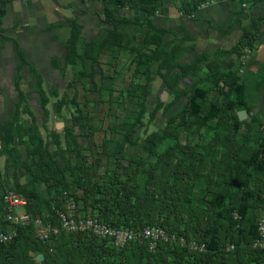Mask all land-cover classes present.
<instances>
[{
	"label": "rangeland",
	"instance_id": "374dc122",
	"mask_svg": "<svg viewBox=\"0 0 264 264\" xmlns=\"http://www.w3.org/2000/svg\"><path fill=\"white\" fill-rule=\"evenodd\" d=\"M128 2L8 0L5 3L0 24V196L6 189L18 193V186L25 191L34 188L38 200L29 208L47 212L52 199L59 200L60 195L64 200L71 198L66 191L72 189L69 184L66 187L56 184L54 172L49 179L41 175V167L50 163L49 159L43 161L45 154H54L69 181L75 173L73 168L82 161L93 164L99 172L120 171L115 158L121 156L123 165L139 164L145 172L151 170L153 180L148 186L158 190L193 172L186 199L180 203L184 220L175 222L184 233L191 223H187V214L190 221H195L194 216L199 214L200 225L209 219L212 207L208 201L218 190L232 192L231 200L237 198L234 178L223 183L221 174L210 165L215 161L217 166L222 163L219 166L224 167L225 157H232L231 146L238 147V160L264 143V63L256 67L253 63L256 40L246 62L241 64L232 53L216 52L220 45L236 43L237 35L230 38L231 44L222 43L231 30L236 34L240 28H246L238 17L229 23L215 21L208 25L195 20L201 10L225 4L237 5L235 13L256 7L257 15L264 18V0H163L148 14ZM106 10L123 18L116 29L108 22ZM258 16L251 20L252 29L258 26ZM73 20L79 25L77 48L83 52L74 67L65 63ZM149 22L165 29L156 45L151 43L147 31ZM187 35L189 39H180ZM87 43L92 46L85 48ZM18 47L25 63L19 58ZM152 53L156 60L150 65L148 56ZM201 55L204 59L196 65ZM30 66L39 75V81ZM228 72L243 87L244 104L234 112L225 109L227 97L234 93L218 91ZM194 86L206 91L199 100L204 107L216 104L226 111L223 120L213 118L207 124L197 125L185 112ZM240 111L241 125L235 130L232 121ZM8 124L11 129L4 130ZM198 152L204 154L205 160H197L191 170L188 157L197 156ZM247 171L242 172L241 180H247L251 186L261 174L254 173L253 168ZM46 174L50 176V169ZM257 209L259 219L264 216V205ZM232 216L238 220L234 212ZM3 226L0 221V229ZM241 228L246 230L247 223L233 225L236 241L224 244L219 264H236L240 260L254 264V259L242 256ZM169 230L167 233H173ZM173 234L176 236L177 231ZM180 238L184 240L182 245L176 238L157 241L168 243L170 260L175 257L174 251L185 249L183 257L195 251L191 242L196 240L191 235ZM55 240L47 244L53 247L51 254H57ZM14 248V261L19 264H29L28 260L48 264L43 258L37 260L34 250L22 240Z\"/></svg>",
	"mask_w": 264,
	"mask_h": 264
},
{
	"label": "trees",
	"instance_id": "16d2710c",
	"mask_svg": "<svg viewBox=\"0 0 264 264\" xmlns=\"http://www.w3.org/2000/svg\"><path fill=\"white\" fill-rule=\"evenodd\" d=\"M104 1H115L120 4L130 1L148 14L152 12L151 9L154 6L159 5L163 0ZM6 2L8 0H0V24L5 13ZM106 13L108 22L113 26L112 29L120 26L123 18L119 14H113L109 10H106ZM71 25L70 36L66 42L65 63L67 65H73L74 67L76 61L83 57V52H79L77 48L79 42V25L74 20ZM258 30L259 27L256 25H254L252 30L246 28L241 29L240 36L231 48H220L216 52L219 55L232 53L236 55L237 61L240 62L243 49L248 48L251 50ZM147 31L151 35V43L156 45L159 42L161 34L165 32V29L154 26L149 22ZM189 38L190 36L188 35L180 37L182 41ZM91 46V43L85 44V48H90ZM17 51L20 60L25 63L26 59L22 50L18 47ZM203 59V55L199 56L195 64L197 65L202 62ZM154 60H156L155 53L149 54L148 63L152 65ZM30 69L36 74V78L39 81L40 78L35 69L32 66H30ZM222 79L223 85L218 86V91H224L225 89V93L228 91L234 93V96L227 97L225 103V109L234 112L237 106L244 104L242 97L243 87L236 83L234 76H231L229 72ZM205 94V89L194 86L185 106V112L195 119L194 121L197 125L207 124L213 118L223 120L224 113L226 112L221 110L216 104H210L204 107L199 100H202ZM16 112L18 114L17 110ZM240 125L241 122L234 115L232 121L233 129H239ZM10 126L11 124H8V128L4 130L11 129ZM237 149V146H231L232 157H225L224 167L221 168L219 166L222 163H218L217 166L215 161L210 165V168L215 167V171L221 174L223 183L227 179L234 178L237 198L231 200L232 192L226 194L223 190H218L208 201L212 207V213L208 214L209 219L200 225L201 218L199 214L194 216L195 221H190V215L187 214V223H191H189L188 228L184 229V233L179 230L178 223L175 222L184 220L185 216L182 214L180 203L186 199V193L190 185L189 182L193 178V172L186 173L185 177L173 179L172 182L166 183L163 189L158 190L148 186L153 180L151 170L145 172L142 167H139V164L135 167L132 165L129 166V164L123 165L120 161L121 156H118L115 158V161L117 162L116 167L121 168L120 171L114 170L110 173L99 172L93 164L82 161L78 163L77 167L73 168L75 173L69 181L64 177L58 162L55 160L54 154H45L43 161L45 162L46 159H49L50 163L41 167V175L49 179L52 176V172H54L55 176L53 177V181L56 184H60L62 187H66L67 184L70 185L72 191H64L71 195L74 201L75 215L94 217L114 228L136 230L146 226H156L162 228L169 237L173 236V239L176 238L179 242L180 239H183L180 238L181 235H191L196 241H202L205 244V249L203 248L201 251L195 250L188 257H183L181 253L184 255L185 249H180L182 252L177 251L175 253L174 251L175 257L170 260L168 253H171V248L165 242H158L153 250L149 249L148 243L144 239L129 242L122 247H115L110 239L99 238L87 231H60L58 235L50 239V241L56 239L55 243L57 246V254H51L53 247L47 246L50 241L48 243L41 242L36 236L34 225L29 224L27 226L17 227V234L11 242L0 244V264H19L17 260L14 261L16 259L14 246L21 240L24 241V244L28 248L34 250L36 256L42 254V261L48 264H219V259L224 254V244L236 241L232 233V227L236 222L238 226L244 222L247 223L246 230L241 228V232L244 234L242 239L243 245L241 247L243 250L242 256L246 260L254 259V264H264V247H252L253 241L258 237L257 222L261 218L259 217L258 219L257 217V208L264 205V143L256 148V150H253L248 157H240L238 160L236 158ZM203 155L201 152H198L197 156H193L192 158L188 157V160L191 161V170L196 167L197 160H202V158L205 160ZM209 161L210 163L212 162L210 157ZM248 168H253L254 173L261 174L256 177L251 186L248 185L247 180H241L242 172H249L247 171ZM47 169L51 171L50 176L46 174ZM35 177L34 175L33 178ZM49 181L52 182L51 180ZM18 189L20 192L18 193L27 201L25 206L27 213L32 217L40 216L44 222L57 223L55 209H64L66 203L64 198H61L62 195H60L59 200L52 199L53 201L50 203L47 212L42 208L31 210L29 205L33 201L38 200L36 191L34 188L25 191L21 186H18ZM75 192H78V194ZM226 195L228 196L226 197ZM180 197L183 198L181 199ZM1 202L0 221L4 222L5 226L0 230H7L9 229V225L4 219L5 209ZM233 212L238 216V220L233 218ZM168 230L173 233L177 231V235L175 236V234L170 232L167 233ZM180 244L182 245L181 242ZM196 244L198 243L196 242ZM49 248L52 250L50 251ZM28 262L29 264H36L34 260H28ZM240 262L244 264L241 260L236 264H240ZM220 264L230 263L221 262Z\"/></svg>",
	"mask_w": 264,
	"mask_h": 264
},
{
	"label": "built area",
	"instance_id": "2783aa9c",
	"mask_svg": "<svg viewBox=\"0 0 264 264\" xmlns=\"http://www.w3.org/2000/svg\"><path fill=\"white\" fill-rule=\"evenodd\" d=\"M250 49L244 48L243 54L240 57V63H245V58ZM242 71V70H241ZM2 204L5 209L4 219L9 225V229L0 230V244H7L13 240L16 236V228L19 226H27L33 224L35 227V233L41 242L48 243L53 236L59 234L60 231L67 232H90L91 234L99 238H107L112 241L115 247H122L125 244L144 239L148 243L149 249L155 247L158 240L173 239L169 237L162 228L156 226H146L140 230L126 229V228H114L102 223L94 217L77 216L74 214L75 204L72 198L65 200L64 209H55L57 223L44 222L40 216L32 217L25 211L27 204L26 199L19 193L6 189L1 197ZM21 207V211H15L16 208ZM258 237L253 241V247H264V216L257 222ZM183 242V239H180ZM194 250L201 251L203 244H196L191 242ZM51 251L52 249L49 248Z\"/></svg>",
	"mask_w": 264,
	"mask_h": 264
},
{
	"label": "crops",
	"instance_id": "0c3cea01",
	"mask_svg": "<svg viewBox=\"0 0 264 264\" xmlns=\"http://www.w3.org/2000/svg\"><path fill=\"white\" fill-rule=\"evenodd\" d=\"M237 10H238L237 5H235V4H230V5L225 4V5L219 6L217 8H208L206 11L201 10L200 13L198 14V18H196L195 21L200 22V20H203L204 21L203 23H205L206 25H208V23H212L215 21H220L222 23H225V22L229 23L230 21L233 20V17L236 16L240 19V21H242V26L246 27V29H248V30H252L251 20L254 16L255 17L258 16L257 15L258 9L255 7V8L243 11L242 13H239V12L235 13V11H237ZM262 15H264V14H262ZM256 21H258L257 24H258L259 30H258L256 37H255L256 48L254 49L255 53L253 55V59H254L253 63L255 64V67H256V64L261 65L262 63H264V18L262 16L261 17L258 16ZM193 29H195V28H193ZM240 34H241V28L239 30V33H236V34H235V30H231L227 37L224 36V38H222V43L228 42L231 44L232 42H229L230 38L237 35V36H235L236 37L235 39L237 40V38L240 36ZM192 35H191L192 37L196 36V34H192ZM220 48L229 49V48H231V46H229V45L221 46L220 45ZM210 50H212V49H210Z\"/></svg>",
	"mask_w": 264,
	"mask_h": 264
},
{
	"label": "water",
	"instance_id": "95a60500",
	"mask_svg": "<svg viewBox=\"0 0 264 264\" xmlns=\"http://www.w3.org/2000/svg\"><path fill=\"white\" fill-rule=\"evenodd\" d=\"M237 115H238V118H239V119H241V118L243 117V114H242V112H241V111H240V112H238V114H237ZM42 257H43V256H42V254H38V255L36 256V259H37V260H41V259H42Z\"/></svg>",
	"mask_w": 264,
	"mask_h": 264
}]
</instances>
